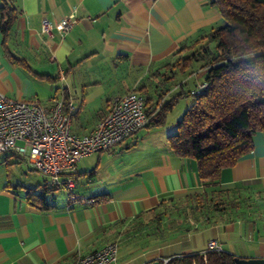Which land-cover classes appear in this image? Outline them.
I'll return each mask as SVG.
<instances>
[{
	"label": "crops",
	"instance_id": "obj_1",
	"mask_svg": "<svg viewBox=\"0 0 264 264\" xmlns=\"http://www.w3.org/2000/svg\"><path fill=\"white\" fill-rule=\"evenodd\" d=\"M10 1L18 13L8 37L0 32V93L45 108L54 100L70 102L76 135L93 131L114 98L143 87L154 99L157 92L145 77L156 71L154 78L159 79L167 71L162 66L182 48L223 25L212 0ZM70 14L77 22L63 38L58 28L41 32L42 19L57 23ZM204 74H180L186 78L173 85V92L180 90L182 96L187 78L194 79L192 90ZM89 98L106 101L105 107L86 115ZM175 125L144 128L108 152L85 157L97 154L98 160L111 156L118 161L112 173L105 168L104 174L100 164L78 165L76 191L91 204L68 206L66 198L59 199L64 193L57 191L48 200L51 208L40 210L28 202L27 192L38 193L42 181L31 185L15 176L0 178V264H72L111 242L118 244L119 264H161L171 257L204 253L211 240L235 257L264 258V132L255 133L252 150L219 176L223 188L240 184L259 192L256 212L197 225L167 242L147 244L133 233L143 220L138 216L171 198L202 191L196 162L175 156L168 147L166 138ZM6 155L4 160L27 164L24 158Z\"/></svg>",
	"mask_w": 264,
	"mask_h": 264
},
{
	"label": "trees",
	"instance_id": "obj_2",
	"mask_svg": "<svg viewBox=\"0 0 264 264\" xmlns=\"http://www.w3.org/2000/svg\"><path fill=\"white\" fill-rule=\"evenodd\" d=\"M212 4L219 10L223 25L182 48V55L164 64L162 69L167 71L160 74L164 91L168 92V83L176 74H185L189 69L205 70L202 81L205 88L193 96V103L176 122L175 132L166 138L175 156L196 162L203 188L181 200L171 198L138 216L137 219L143 220L134 225L133 233H138V239L147 244L167 242L197 225L212 226L219 221L246 218L257 211L259 192L240 184L223 188L219 176L223 169L233 166L252 150L255 133L264 132V1L212 0ZM17 13L10 0L3 1L0 32L5 38ZM154 73L153 77L158 75ZM139 92L146 90L142 87ZM175 99L165 102L146 128L164 125L165 115ZM151 100L152 95H147L148 111ZM57 191L62 190L47 188L42 182L38 193L27 192V200L40 210H49L48 200ZM234 258L222 250H206L171 257L166 264H235Z\"/></svg>",
	"mask_w": 264,
	"mask_h": 264
},
{
	"label": "built area",
	"instance_id": "obj_3",
	"mask_svg": "<svg viewBox=\"0 0 264 264\" xmlns=\"http://www.w3.org/2000/svg\"><path fill=\"white\" fill-rule=\"evenodd\" d=\"M77 22L70 14L57 23L41 20V32L50 34L58 28L63 38ZM205 88L202 84L191 94ZM73 107L70 102L54 100L48 108L29 101H15L0 93V155L24 158L31 170L43 178L47 188L62 190L68 206L91 204L76 191L74 176L79 162L94 153L108 152L146 128L155 115L147 110L145 99L136 91L112 99L110 109L101 117L93 131L76 135L71 131ZM208 251H221L216 240L207 244ZM162 260L161 264H166ZM72 264H119L118 244L78 257Z\"/></svg>",
	"mask_w": 264,
	"mask_h": 264
},
{
	"label": "rangeland",
	"instance_id": "obj_4",
	"mask_svg": "<svg viewBox=\"0 0 264 264\" xmlns=\"http://www.w3.org/2000/svg\"><path fill=\"white\" fill-rule=\"evenodd\" d=\"M196 71H200V69L199 70H192V72H190V69H189L185 72L184 75L189 74V76H191ZM157 78L158 77L154 78L153 76H151V77L146 76L145 77V81L146 80L151 81L149 88H152L153 91L156 90V92H157L154 99H152L148 103L149 106L151 107L150 110H152V112L154 110L155 117H157L159 110L161 109L162 105L165 102H168V101L173 102L174 101V100H172L173 97L176 98L175 102L173 103V105L171 107V110L168 111L165 115L164 125L160 126V127L164 126L165 129H168L170 127L171 123L174 124V123H176V121L178 119L182 118L183 113L193 103V101H194L193 96L194 95H192L191 92L189 93V95L187 93L190 91L191 88H193L194 79L188 80V78H187V82L182 87L184 94L181 97H177L176 95H178L180 90L173 92L172 87H173V85L180 84L183 81V79H185L186 77L183 78V76H181L180 74H178L176 76L175 80L169 85V87H171L170 89H172L171 91L173 92V94L171 96L169 95V93L167 91L166 92L164 91V89H163L164 87H161L162 83L164 84V82H162L163 78L162 77H160L159 79H157ZM201 85H202V83L197 85L195 87V89H193V90H196V88H198ZM152 90H151V92H152ZM139 94L142 95L146 100L148 93H146V92L140 93L139 92ZM88 97H90V93H88ZM91 97H93V96H91ZM105 104H106V101L101 102L99 100V98H89V105L85 109V111H86L85 114L89 115L92 112H97L100 109H103L105 107ZM5 156H7V155L6 154L0 155V178L6 177V176L9 178H13L15 176V177H17V179H21L22 181L23 180L27 181L31 185H37L39 182H41L43 180V178L39 174H37L36 172L34 173V172L30 171V168H28L27 164L24 161L20 162L19 160L17 161L15 158H8L7 160H4ZM83 162L87 163V164H92V167H95V166L100 164L99 166L101 167V173L104 174L105 168H106V173H112L113 172L112 167L117 166L116 164L118 161L115 159H112L111 156H109V158L104 157L102 160L101 159L98 160V155L95 154L89 158L82 159L79 162V164H81ZM6 164H12V165H9L8 167H6ZM59 196H60L59 199H61V201L63 202L65 196H62V195H59Z\"/></svg>",
	"mask_w": 264,
	"mask_h": 264
},
{
	"label": "water",
	"instance_id": "obj_5",
	"mask_svg": "<svg viewBox=\"0 0 264 264\" xmlns=\"http://www.w3.org/2000/svg\"><path fill=\"white\" fill-rule=\"evenodd\" d=\"M234 263L235 264H264V258L245 259V258L235 257ZM152 264H160V262L156 261Z\"/></svg>",
	"mask_w": 264,
	"mask_h": 264
}]
</instances>
